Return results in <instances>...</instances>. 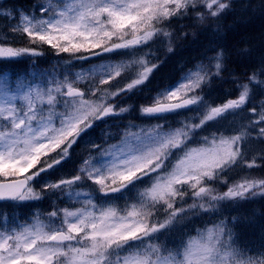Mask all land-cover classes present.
<instances>
[{
  "label": "snow or ice",
  "instance_id": "6c2138e0",
  "mask_svg": "<svg viewBox=\"0 0 264 264\" xmlns=\"http://www.w3.org/2000/svg\"><path fill=\"white\" fill-rule=\"evenodd\" d=\"M232 8L231 0H36L30 8L0 0V61L42 55L45 45L69 57L59 72L35 62L31 72L0 71V204L16 209L57 193L64 201L23 223L0 211V264H264V245H242L241 218L223 215L226 205L264 196V178L244 171L264 166V150L249 158L264 142V99L253 103L264 59L245 79L229 73L236 94L220 102L206 88L228 71L222 45L209 44L179 80L148 88L161 63L153 45L173 52L189 35L185 20L221 34ZM136 111L147 126L131 119ZM126 117L118 142L109 143L110 127L102 142L91 138L98 122ZM82 140L89 152L66 173Z\"/></svg>",
  "mask_w": 264,
  "mask_h": 264
},
{
  "label": "trees",
  "instance_id": "16d2710c",
  "mask_svg": "<svg viewBox=\"0 0 264 264\" xmlns=\"http://www.w3.org/2000/svg\"><path fill=\"white\" fill-rule=\"evenodd\" d=\"M10 2L30 8L32 4L36 3V0H10ZM231 2L233 8L223 17L224 30L221 34H214L207 25H199L193 28L191 21L185 20L184 23L188 25L186 30L189 35L187 38H177L174 41L173 52H167L166 46L153 45V48L157 50L161 63L151 77V82L148 84V86L150 85L149 89L162 88L179 80L189 68L194 67L200 61L209 44H216L222 45L228 54V71L225 73L224 80H215L211 88H206V92L209 93V99L215 102H220L229 93L233 96L236 94L232 91L233 86L230 83L229 73H235L241 79H245L247 73L264 59V0H231ZM0 23H3V21H0ZM173 28L179 35V25L176 21H173ZM193 31L196 33L195 36L192 35ZM9 35L12 34L9 33ZM26 44L27 38L25 37L22 42L17 43V46H26ZM244 49L248 51L244 52ZM42 51L43 54L39 56H24L12 62L0 61V71H8L13 74L31 72L33 62H35V68L40 71L47 70L50 72L54 66L57 72L65 70L61 58L53 55L55 52L53 53L46 46H42ZM62 55L66 56L67 54ZM256 97L254 104H258L259 99H264V89H256ZM251 106L249 105V107ZM131 119L136 124L144 125L142 123L144 118L140 117L138 111L132 114ZM177 119L179 118H174L173 122ZM127 123V117L123 121L119 118H109L107 121L98 122L94 132L97 135L100 133L99 136L103 140L102 132L110 127L114 136L109 143L117 142L120 138L119 133L123 132V127ZM251 148L249 158L253 154L264 150V142H254ZM80 154L81 151L73 153L72 161L65 166L64 171L66 173L74 171ZM244 171H251L253 176L264 178V166L252 170L244 169ZM242 174V172L237 171L231 174V178L238 179ZM57 175L60 174L57 173ZM52 178L55 179L56 177ZM217 184L220 190H225L224 185H219V182ZM39 186L37 185V187ZM53 203L54 197L48 195L42 201L21 205L16 209L6 204H0V211L7 210L9 213H13L15 216L22 218L18 222L23 223L30 221L36 211L43 213L51 211ZM223 215L241 218L236 230L239 233L242 245H247L254 252L264 245V196L257 195L254 198L240 201L236 206L226 205L223 209ZM206 222L207 217L204 219L198 218L194 223L200 226Z\"/></svg>",
  "mask_w": 264,
  "mask_h": 264
},
{
  "label": "rangeland",
  "instance_id": "374dc122",
  "mask_svg": "<svg viewBox=\"0 0 264 264\" xmlns=\"http://www.w3.org/2000/svg\"><path fill=\"white\" fill-rule=\"evenodd\" d=\"M93 139V138H92ZM83 144L86 146L87 144V141L86 140H83ZM87 147V146H86Z\"/></svg>",
  "mask_w": 264,
  "mask_h": 264
}]
</instances>
